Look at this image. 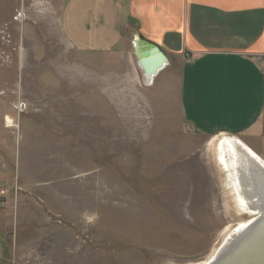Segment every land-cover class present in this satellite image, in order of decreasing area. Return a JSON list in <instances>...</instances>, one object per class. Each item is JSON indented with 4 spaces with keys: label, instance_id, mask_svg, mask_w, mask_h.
<instances>
[{
    "label": "rangeland",
    "instance_id": "rangeland-1",
    "mask_svg": "<svg viewBox=\"0 0 264 264\" xmlns=\"http://www.w3.org/2000/svg\"><path fill=\"white\" fill-rule=\"evenodd\" d=\"M60 18L61 0H0V264L207 260L248 219L214 157L221 133L182 132L131 47L83 53Z\"/></svg>",
    "mask_w": 264,
    "mask_h": 264
},
{
    "label": "crops",
    "instance_id": "crops-1",
    "mask_svg": "<svg viewBox=\"0 0 264 264\" xmlns=\"http://www.w3.org/2000/svg\"><path fill=\"white\" fill-rule=\"evenodd\" d=\"M60 22L83 53L157 46L168 65L151 86L185 134L264 143V0H61Z\"/></svg>",
    "mask_w": 264,
    "mask_h": 264
},
{
    "label": "bare ground",
    "instance_id": "bare-ground-1",
    "mask_svg": "<svg viewBox=\"0 0 264 264\" xmlns=\"http://www.w3.org/2000/svg\"><path fill=\"white\" fill-rule=\"evenodd\" d=\"M144 80L146 79L144 78ZM154 80L155 78L147 82V86L153 85ZM7 123L8 127H15L9 118ZM211 142L215 143L214 157L224 176L225 187L232 194L240 215L248 217V219L245 221L241 219L236 227L227 232L222 243L211 256L196 264H210L217 255L232 244L235 238L247 231L244 229L251 222L264 213V202L262 199L260 200L258 193L260 190L263 193L264 188V159L242 140L230 134L216 136Z\"/></svg>",
    "mask_w": 264,
    "mask_h": 264
},
{
    "label": "water",
    "instance_id": "water-1",
    "mask_svg": "<svg viewBox=\"0 0 264 264\" xmlns=\"http://www.w3.org/2000/svg\"><path fill=\"white\" fill-rule=\"evenodd\" d=\"M133 50L146 84L168 65L165 54L153 44L138 38ZM261 192H258L260 200L264 202V188ZM244 230L247 231L235 238L210 264H264V213Z\"/></svg>",
    "mask_w": 264,
    "mask_h": 264
}]
</instances>
